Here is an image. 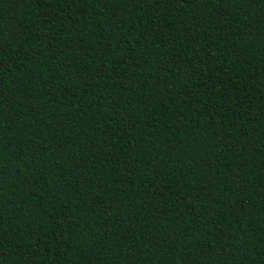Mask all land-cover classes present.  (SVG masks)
<instances>
[{
  "label": "trees",
  "instance_id": "1",
  "mask_svg": "<svg viewBox=\"0 0 264 264\" xmlns=\"http://www.w3.org/2000/svg\"><path fill=\"white\" fill-rule=\"evenodd\" d=\"M0 264H264V0H0Z\"/></svg>",
  "mask_w": 264,
  "mask_h": 264
}]
</instances>
